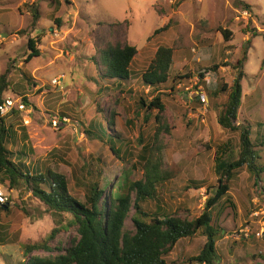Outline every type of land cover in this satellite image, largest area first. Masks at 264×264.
Masks as SVG:
<instances>
[{
    "label": "rangeland",
    "instance_id": "1",
    "mask_svg": "<svg viewBox=\"0 0 264 264\" xmlns=\"http://www.w3.org/2000/svg\"><path fill=\"white\" fill-rule=\"evenodd\" d=\"M240 3L248 4L249 9L241 11ZM34 9L38 18L32 26ZM168 22L167 29L153 34ZM217 26L230 30L232 40L225 42ZM29 37H38L39 55L25 63ZM108 40L137 49L130 65L131 77L119 86L121 92L110 79L104 80L102 90L87 79L96 67L89 60L92 54L98 69L103 70L98 50ZM159 44L173 48L169 77L175 72L181 79L152 90L141 83L140 75ZM242 57L237 119L252 124L254 137L264 133V0H0V74L7 70L10 82L3 97L13 99L15 110L4 118L17 135L23 126L27 136L26 140L18 136L11 149L26 151L19 154L23 163L49 166L64 174L70 194L79 201L84 200L85 189L75 178L84 174L83 164L100 170V184L107 195L115 189L122 170H130L132 180L141 177L136 160L139 139L152 138L156 111H150L145 120L147 112L137 111L136 102L141 96L150 100L159 91L171 127L162 139L163 166L172 176L158 192L165 211L180 209L181 216L192 219L213 191L207 188L216 186L215 158L236 147V134L217 125L216 113L238 71L231 66ZM221 62L229 65L206 73L199 81V70ZM23 71L29 82L22 77ZM223 84L224 91L208 95ZM200 87L207 97L206 110L189 100ZM110 118L120 138L110 136ZM51 120L56 121L55 126ZM108 138L121 146L120 157L109 150ZM52 148L57 151L51 156ZM261 182L264 186V175ZM0 190L8 196L11 208L8 214L0 211V264H18L24 257L23 244L44 242L56 218L29 190L1 185ZM147 203L155 209L154 201ZM214 212L224 229L217 240L215 264H264V189L254 184L244 167L231 181L228 199ZM132 213L133 209L125 221L129 228ZM16 230L20 231L16 242L2 243ZM76 237L75 227L62 230L47 241L51 251L31 254H55L56 248L68 246ZM203 243L201 234L182 238L164 257L168 264H184Z\"/></svg>",
    "mask_w": 264,
    "mask_h": 264
},
{
    "label": "trees",
    "instance_id": "2",
    "mask_svg": "<svg viewBox=\"0 0 264 264\" xmlns=\"http://www.w3.org/2000/svg\"><path fill=\"white\" fill-rule=\"evenodd\" d=\"M242 4V8L249 9V5ZM31 25H35L38 18V10L32 11ZM165 23L156 28L153 34L168 27ZM216 31L222 35L225 42L232 40V32L221 26ZM152 34V35H153ZM38 37H29L27 40L28 52L23 61L26 63L39 55L36 47ZM134 45L122 43L119 40L106 41L98 50L103 70L98 69L96 55L90 56V61L96 63L93 74H88L87 79L92 81L99 90L104 88V80L110 79L118 91H123L120 85L131 77V62L136 55ZM242 58L237 59L231 66L238 71L234 75L232 84L225 101L220 104L216 113V123L222 129L235 133L237 136L236 147H230L227 154L215 158L214 170L216 172V186L207 188L208 192L213 189L206 198L203 209L199 215L189 219L179 214L180 209L170 213L164 210L159 188L165 181L171 178V173L163 166V135L169 134L170 126L165 117V105L161 102L160 92H156L150 100L140 97L136 102V110L147 112L155 110L154 132L149 141L141 142L137 154L138 163L142 169L139 179L132 180L131 171L122 170L117 178L115 189H111L107 195L100 184L102 175L100 170H90L87 164H83L79 176L75 178L77 185L85 189L84 200L79 201L69 192L68 178L49 166H31L29 162L21 160L19 154L25 152L20 149L12 150L16 145L18 136L27 139L25 129L20 126L21 135H17L11 123H7L4 116H0V185L7 189L25 188L37 198L54 220L55 226L45 237L44 242H31L23 244L24 257L18 264H168L165 259L182 238L201 234L204 243L199 251L188 258L184 264H215L218 259L217 240L223 234V228L216 217L215 207L228 199L230 183L236 178V172L244 167L258 184L264 189L261 178L264 175V133L254 137L252 124L247 120L238 121L237 115L242 99L241 79L243 76ZM90 62V63H91ZM173 62V48L159 44L153 56L147 63L145 70L140 75L141 83L152 90H159L169 80L181 79V76L169 77V70ZM264 62V60H263ZM262 62V63H263ZM228 63H213L202 71L197 72L199 81L210 71H216L220 66H228ZM95 66V65H94ZM262 66V64H261ZM24 79L28 80L26 72H21ZM171 78V79H170ZM10 88L6 72L0 74V103L3 101V93ZM172 88V86H171ZM226 89L223 84L220 88L207 92L208 95L217 96ZM26 102L25 98H22ZM190 103L200 104L193 98ZM15 113V110H12ZM108 117H111L109 114ZM110 118L107 122L110 136L120 138L112 128ZM260 126V124H257ZM109 150L120 157V145L112 139L106 141ZM234 147V146H233ZM57 149L52 148L49 155H55ZM17 158V160H16ZM200 186V185H198ZM148 201L155 202V209L148 207ZM131 227H126L125 221L131 210ZM0 211L8 214L11 208L7 203L0 204ZM75 227L77 237L71 240L68 246L56 248L55 254L45 256L31 254L36 250L51 251L52 247L47 241L62 231ZM19 230L14 232L13 237L2 239V243L16 242ZM175 264V262L173 263ZM230 264V263H228Z\"/></svg>",
    "mask_w": 264,
    "mask_h": 264
},
{
    "label": "built area",
    "instance_id": "3",
    "mask_svg": "<svg viewBox=\"0 0 264 264\" xmlns=\"http://www.w3.org/2000/svg\"><path fill=\"white\" fill-rule=\"evenodd\" d=\"M53 83H57V80L54 79ZM190 101L195 98L197 100H199L201 108H204L207 106V97L206 94L204 92V90L200 87L196 90H194L191 94H190ZM13 99L11 97H5L3 99V101L0 103V116H4L7 113H9L10 111L13 110ZM200 108V109H201ZM206 110V109H205ZM52 124L55 126L56 125V121L51 120ZM8 200V196H6L1 190H0V204H4L7 203ZM261 233H256V236H259Z\"/></svg>",
    "mask_w": 264,
    "mask_h": 264
},
{
    "label": "crops",
    "instance_id": "4",
    "mask_svg": "<svg viewBox=\"0 0 264 264\" xmlns=\"http://www.w3.org/2000/svg\"><path fill=\"white\" fill-rule=\"evenodd\" d=\"M242 10H244V8H241V11H242ZM220 35H221V34H220ZM221 37H222V35H221ZM222 38H223V37H222ZM176 74H177V73H175V72H174L173 76H174V75H176ZM11 113H13V112H12V111H10V112H9V113H7V114H11ZM7 114H6V115H7ZM21 139H22V138H21Z\"/></svg>",
    "mask_w": 264,
    "mask_h": 264
}]
</instances>
